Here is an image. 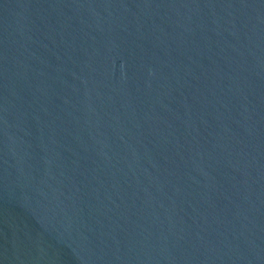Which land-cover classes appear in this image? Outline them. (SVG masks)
<instances>
[{"label": "water", "instance_id": "water-1", "mask_svg": "<svg viewBox=\"0 0 264 264\" xmlns=\"http://www.w3.org/2000/svg\"><path fill=\"white\" fill-rule=\"evenodd\" d=\"M0 264H264V128L72 0H0Z\"/></svg>", "mask_w": 264, "mask_h": 264}]
</instances>
